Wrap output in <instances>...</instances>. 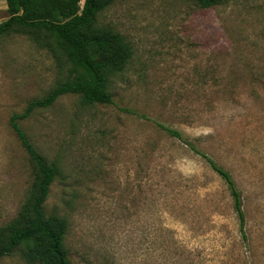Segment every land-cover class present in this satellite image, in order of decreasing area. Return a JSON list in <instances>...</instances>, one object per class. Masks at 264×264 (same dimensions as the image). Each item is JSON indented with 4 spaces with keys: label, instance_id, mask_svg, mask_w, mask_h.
Masks as SVG:
<instances>
[{
    "label": "rangeland",
    "instance_id": "374dc122",
    "mask_svg": "<svg viewBox=\"0 0 264 264\" xmlns=\"http://www.w3.org/2000/svg\"><path fill=\"white\" fill-rule=\"evenodd\" d=\"M99 21L133 48L113 103L69 92L19 120L57 168L44 206L67 219L73 264H264V0H115ZM62 76L27 34L0 38V225L33 179L10 118ZM159 123L231 173L246 239L226 181Z\"/></svg>",
    "mask_w": 264,
    "mask_h": 264
},
{
    "label": "trees",
    "instance_id": "16d2710c",
    "mask_svg": "<svg viewBox=\"0 0 264 264\" xmlns=\"http://www.w3.org/2000/svg\"><path fill=\"white\" fill-rule=\"evenodd\" d=\"M115 0H6L9 16L0 23V38L27 34L48 49L63 72L61 80L40 99L32 100L22 113H14L10 125L28 151L33 164V179L17 215L0 225V257L19 251L27 264H73L66 245L67 219L47 214L45 202L57 174L54 164L29 141L19 120L36 107H49L62 95L79 93L87 104L113 103V78L127 67L133 48L123 34L102 24L99 15ZM211 7L220 0H191ZM175 138L189 144L182 131L159 123ZM212 168L226 181L234 199L239 229L244 239L245 212L242 193L231 173L198 148Z\"/></svg>",
    "mask_w": 264,
    "mask_h": 264
}]
</instances>
